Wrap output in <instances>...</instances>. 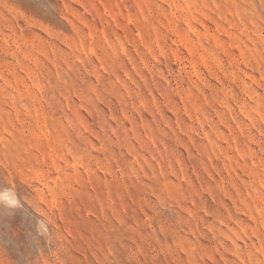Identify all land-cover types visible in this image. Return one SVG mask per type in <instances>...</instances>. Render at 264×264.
I'll return each mask as SVG.
<instances>
[{
    "label": "rangeland",
    "instance_id": "rangeland-1",
    "mask_svg": "<svg viewBox=\"0 0 264 264\" xmlns=\"http://www.w3.org/2000/svg\"><path fill=\"white\" fill-rule=\"evenodd\" d=\"M0 264H264V0H0Z\"/></svg>",
    "mask_w": 264,
    "mask_h": 264
}]
</instances>
